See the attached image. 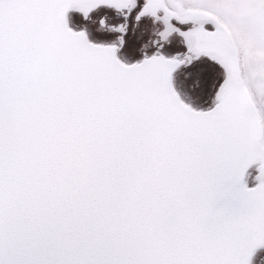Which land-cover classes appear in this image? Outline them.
Returning <instances> with one entry per match:
<instances>
[{
  "label": "snow or ice",
  "instance_id": "snow-or-ice-1",
  "mask_svg": "<svg viewBox=\"0 0 264 264\" xmlns=\"http://www.w3.org/2000/svg\"><path fill=\"white\" fill-rule=\"evenodd\" d=\"M261 248L264 0H0V264Z\"/></svg>",
  "mask_w": 264,
  "mask_h": 264
},
{
  "label": "rangeland",
  "instance_id": "rangeland-1",
  "mask_svg": "<svg viewBox=\"0 0 264 264\" xmlns=\"http://www.w3.org/2000/svg\"><path fill=\"white\" fill-rule=\"evenodd\" d=\"M69 16L74 19L79 21L80 17L77 13L75 12H70ZM136 35H139V29L137 30ZM143 39H147L146 36L143 37ZM140 41L136 39V36H131L130 37V45L131 44H136L137 46L139 45ZM258 168H259V161L254 162L251 164L246 170H245V176H244V181L247 184V186L251 187L254 186L258 181L256 180V176L258 175ZM253 264H264V248H261L253 261Z\"/></svg>",
  "mask_w": 264,
  "mask_h": 264
}]
</instances>
